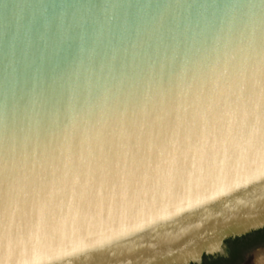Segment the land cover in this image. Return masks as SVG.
Wrapping results in <instances>:
<instances>
[{"label":"water","instance_id":"1","mask_svg":"<svg viewBox=\"0 0 264 264\" xmlns=\"http://www.w3.org/2000/svg\"><path fill=\"white\" fill-rule=\"evenodd\" d=\"M264 229V0H0V264H202Z\"/></svg>","mask_w":264,"mask_h":264},{"label":"trees","instance_id":"2","mask_svg":"<svg viewBox=\"0 0 264 264\" xmlns=\"http://www.w3.org/2000/svg\"><path fill=\"white\" fill-rule=\"evenodd\" d=\"M264 242V229L255 231L240 238L226 242L227 256L218 258H203L202 264H239L242 261V252L249 247Z\"/></svg>","mask_w":264,"mask_h":264},{"label":"rangeland","instance_id":"3","mask_svg":"<svg viewBox=\"0 0 264 264\" xmlns=\"http://www.w3.org/2000/svg\"><path fill=\"white\" fill-rule=\"evenodd\" d=\"M264 259V243L251 248L245 253L239 264H256L259 259Z\"/></svg>","mask_w":264,"mask_h":264},{"label":"flooded vegetation","instance_id":"4","mask_svg":"<svg viewBox=\"0 0 264 264\" xmlns=\"http://www.w3.org/2000/svg\"><path fill=\"white\" fill-rule=\"evenodd\" d=\"M263 243H264V242H263ZM259 244H262V243H259ZM259 244H257V245H259ZM257 245H255V246H257ZM255 246L249 247L248 249H246V250H244V251L242 252V260H243V258H244L245 253L248 252L251 248H253V247H255Z\"/></svg>","mask_w":264,"mask_h":264},{"label":"bare ground","instance_id":"5","mask_svg":"<svg viewBox=\"0 0 264 264\" xmlns=\"http://www.w3.org/2000/svg\"><path fill=\"white\" fill-rule=\"evenodd\" d=\"M256 264H264V259H259Z\"/></svg>","mask_w":264,"mask_h":264}]
</instances>
